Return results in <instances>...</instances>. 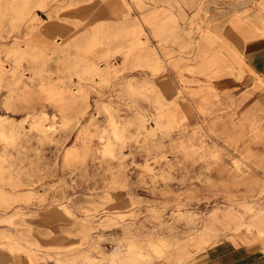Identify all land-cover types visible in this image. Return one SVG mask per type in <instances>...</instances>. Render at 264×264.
Wrapping results in <instances>:
<instances>
[{"label": "rangeland", "instance_id": "rangeland-1", "mask_svg": "<svg viewBox=\"0 0 264 264\" xmlns=\"http://www.w3.org/2000/svg\"><path fill=\"white\" fill-rule=\"evenodd\" d=\"M249 39L264 0H0V264H264Z\"/></svg>", "mask_w": 264, "mask_h": 264}, {"label": "crops", "instance_id": "crops-1", "mask_svg": "<svg viewBox=\"0 0 264 264\" xmlns=\"http://www.w3.org/2000/svg\"><path fill=\"white\" fill-rule=\"evenodd\" d=\"M243 43H245L243 45ZM238 49L244 55L246 65L253 70V72L264 77V39H249L238 44ZM231 62V56L228 57ZM241 62V61H240Z\"/></svg>", "mask_w": 264, "mask_h": 264}, {"label": "bare ground", "instance_id": "bare-ground-1", "mask_svg": "<svg viewBox=\"0 0 264 264\" xmlns=\"http://www.w3.org/2000/svg\"><path fill=\"white\" fill-rule=\"evenodd\" d=\"M4 123H5V119L0 116V140L5 141V142H12L16 138L14 127H11L10 129H6V127L4 126ZM261 216H264V214H262V213L257 214V216H255L253 218L256 219V218L260 217V219L264 222V217H261ZM7 237H9V236H7ZM232 239H234V238H232ZM162 247L165 248V250H166L164 253H166L169 249L172 248V246H170V245L169 246L168 245H162Z\"/></svg>", "mask_w": 264, "mask_h": 264}]
</instances>
